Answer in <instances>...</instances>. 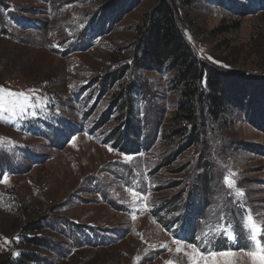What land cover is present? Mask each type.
Returning <instances> with one entry per match:
<instances>
[{"label":"rangeland","instance_id":"rangeland-1","mask_svg":"<svg viewBox=\"0 0 264 264\" xmlns=\"http://www.w3.org/2000/svg\"><path fill=\"white\" fill-rule=\"evenodd\" d=\"M187 1L182 26L197 59L263 85L264 0ZM156 4L138 0L115 14L112 0H0V261L18 254L25 226L64 218L76 227L57 236L63 248H79L95 264H190L199 257L189 243L205 251L235 243L232 264H253L245 225L251 216L264 227V129L233 110L206 124L208 155L189 144L191 134L162 139L177 128L171 118L181 113L182 88L174 72L133 69L139 29ZM121 68L124 75L99 94V80ZM123 83H137L126 121L143 138L156 134L135 153L119 150L110 136L124 122L112 105ZM201 161L213 176L207 202L193 215L186 199L201 204L202 191L189 192ZM184 185L169 210L166 202ZM172 225L186 230L179 245Z\"/></svg>","mask_w":264,"mask_h":264},{"label":"trees","instance_id":"trees-1","mask_svg":"<svg viewBox=\"0 0 264 264\" xmlns=\"http://www.w3.org/2000/svg\"><path fill=\"white\" fill-rule=\"evenodd\" d=\"M217 1L222 3L230 0ZM137 2L138 0H112L111 12L117 14L118 10H121L119 12L122 13ZM189 4L187 0H181L180 3L177 0H157V4L146 15L142 27L139 29L141 40L136 43L137 52L134 54L133 69L135 73L164 70L169 73L174 72L172 81L182 88L181 101L179 102L181 113L171 118L177 128L164 132L162 139L164 141H170L171 138L177 137L185 139L191 134L189 144L190 142L200 144L202 146L201 155L204 156L209 154V140L204 139V135L207 133L206 124L210 121H219L226 112L239 110L247 115V119L251 114L252 124L260 125L264 129L262 122L264 119V84L261 85L248 76L223 70L216 65L208 66L197 59L184 35L182 26L183 8ZM125 70L121 68L100 79L99 94L113 80L121 78ZM122 88L123 92L116 97L112 105H117L120 118L124 119V122L114 128L110 136L116 142V147L119 150L135 153L142 146L152 145L156 140V134L143 138L141 129L130 121H126V117L129 115V119H131L134 113L132 94L137 88V83L124 84ZM86 113H90V110ZM258 113H260V121ZM107 120L108 116L99 118L98 126ZM169 156L164 160H167ZM205 161H201L200 168L203 170L196 176V185L189 186L190 196L195 190L202 191L201 204L199 201L196 203L191 197L189 198V194L186 199L188 201L186 205L192 210L193 215L201 212L209 196L210 177L213 176V171L209 168L210 163ZM186 188L188 189V186L184 185L178 193H175L172 201L166 202L167 206L171 207L169 210H174L175 200L182 196V192ZM187 215L186 213L185 218ZM65 220L67 219L63 218L60 224L51 220L25 226L23 233L29 236H24V239L20 241V251L17 255L6 256L0 261V264H95L84 258V251L81 249L63 248L66 244L60 238L57 239V236L66 238L62 231L64 226L71 231L70 225H74L70 222L67 224ZM190 222L192 227L190 231H192L195 227V219ZM76 233L79 234L80 231L76 230ZM95 244L97 243H88L87 245L89 248H93Z\"/></svg>","mask_w":264,"mask_h":264},{"label":"snow or ice","instance_id":"snow-or-ice-1","mask_svg":"<svg viewBox=\"0 0 264 264\" xmlns=\"http://www.w3.org/2000/svg\"><path fill=\"white\" fill-rule=\"evenodd\" d=\"M211 59V58H210ZM9 95H13L12 93H9ZM23 111V109H22ZM15 114V113H13ZM75 138H73L74 140ZM111 150V148L109 149ZM7 177L5 176V180ZM228 177H225V181H228ZM2 182V181H0ZM135 195V193H133ZM237 195H242V191L238 192ZM135 218V217H133ZM251 222V223H249ZM246 229L250 231L249 235V241L254 250L247 252V255L252 259L253 264L257 261L259 258L260 264H264V241H262L261 237L264 236V227H258L255 222H252V217L248 216L246 219ZM179 230H181V227L179 226ZM229 241L234 242L236 240V235L235 233H232L229 235L228 233H224ZM182 237H177L174 240V243L176 244H181L182 243ZM188 247L193 249V252L195 253L196 256L199 257L198 260L192 261L190 260V264H207V260L205 259V256L212 257L213 258V264H216L215 258L219 257L224 261V264H232V260L230 259L231 257L235 256V253L232 251L233 247H240L239 245L235 243H230L229 248L224 251L216 250V251H205L202 249H199L198 246L193 245L192 243H189L187 245ZM177 251L179 252L180 249L178 248Z\"/></svg>","mask_w":264,"mask_h":264}]
</instances>
